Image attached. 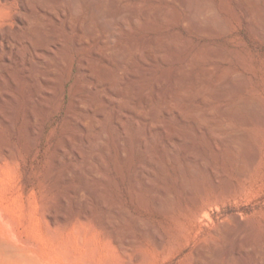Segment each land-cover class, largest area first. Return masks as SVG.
<instances>
[{
	"label": "rangeland",
	"instance_id": "374dc122",
	"mask_svg": "<svg viewBox=\"0 0 264 264\" xmlns=\"http://www.w3.org/2000/svg\"><path fill=\"white\" fill-rule=\"evenodd\" d=\"M55 1H29L34 34L52 31L49 10L69 15L77 1L76 26L91 14L93 43L108 27L115 53L97 62L110 74L98 91L82 89L75 65L64 98L55 84L49 106L31 108L13 39L31 12L0 0V249L32 264H264L250 246H264V0ZM82 93L99 108L77 110ZM243 225L249 241L236 237Z\"/></svg>",
	"mask_w": 264,
	"mask_h": 264
},
{
	"label": "bare ground",
	"instance_id": "6f19581e",
	"mask_svg": "<svg viewBox=\"0 0 264 264\" xmlns=\"http://www.w3.org/2000/svg\"><path fill=\"white\" fill-rule=\"evenodd\" d=\"M30 0H22V4H23V8L27 11H30L31 14L30 16H22V15H18L17 18V22L18 24L22 27V30L20 31V33L16 36H14V42L16 43V45L20 48V52H19V57H20V61H22L26 67L24 71V74L22 76L23 80H27L30 81V86L28 89L29 93H30V106L31 108L35 106V104L37 103V100L40 98L44 97V100H46V103L44 105L49 106V101L53 98L56 97L57 95V91L54 88L53 85H57L59 84L60 89L63 93V98L65 97L64 95V90L67 84V81L70 79V72L73 70V67L76 65L77 67V77H82L83 79V83L80 84L82 85V89L84 91L87 92H96L98 91L101 87H102V78L100 76V74H105L106 77L107 74H109L107 68L105 66H98V60L102 55H105L106 57L109 56L108 54L111 55V53L113 54L114 50L113 47L109 44L108 42V37L110 38L111 35H113L112 32L107 33V29L108 27L105 29V36L104 39L101 40L100 44H95L93 43V38H95V34L96 32L93 29V17L92 15H87L86 17L82 18L79 22V25L76 26L74 19H75V13L77 11L76 8H74V4H77V1H74V4H70V14H66V12L64 10H62V12L56 11L52 8V10H49V14L50 17L53 20V29L52 31L46 36V37H42L39 36L40 34L39 32H35L31 31V28L29 27L31 24V17L35 16V14L37 13V8L32 4H30L29 2ZM116 1V0H115ZM248 1V0H247ZM181 2L183 3H187V0H182ZM56 4H58V6L63 5L64 1L59 0V1H55ZM67 4V3H66ZM139 6V5H138ZM42 7V6H41ZM125 7V6H123ZM19 8V7H18ZM22 7H20L21 9ZM22 8V9H23ZM253 8V7H252ZM156 9V8H155ZM124 10V9H122ZM145 11V15H151L154 12L150 9V8H146L144 9ZM158 10V9H156ZM43 11H45V9H43ZM135 11V10H134ZM168 11V10H166ZM165 9L163 8V10H160L154 14H159L160 16H164L166 15ZM252 11H254L252 9ZM122 12V11H121ZM124 12V11H123ZM132 12V11H131ZM130 12V14H131ZM141 13V11H140ZM170 14V13H169ZM251 14V11H250ZM142 15V14H141ZM139 16V15H138ZM132 19H136L137 18V14H135L133 12L132 14ZM146 17V16H145ZM251 17V16H250ZM249 18V17H248ZM136 22V21H134ZM52 23V22H51ZM260 23V22H259ZM63 25V28L61 31H58L59 27ZM62 27V26H61ZM106 27V26H105ZM109 30V29H108ZM43 31V30H42ZM7 34V33H6ZM5 34V35H6ZM3 35V33H2ZM8 35V34H7ZM15 35V34H14ZM33 35H35V38L33 37ZM71 36L75 37L74 40V45H73V49L71 51H68L65 47L68 45V41L70 39ZM2 37L0 36V47L1 42H2ZM112 39V38H110ZM9 40V39H8ZM95 40V39H94ZM135 40V39H134ZM30 42V45L28 48V51L30 50V54L29 56H26V52L24 50V43L25 42ZM147 41V40H146ZM13 42V41H12ZM13 42V43H14ZM96 42V40H95ZM139 42V41H138ZM156 42V40H155ZM157 42H159L157 40ZM134 43V41H133ZM160 43V42H159ZM94 44V45H93ZM54 45H60L61 47V52H56L53 48ZM13 46V45H12ZM28 46V45H27ZM17 47V48H18ZM57 47V46H56ZM11 48V47H10ZM26 48V47H25ZM69 48V47H67ZM71 48V47H70ZM146 49V47L144 48ZM135 50V49H134ZM148 51L146 53L149 52V54L151 55L152 51L147 49ZM17 51V49L15 50ZM14 51V52H15ZM27 51V50H26ZM137 51V50H136ZM138 52V51H137ZM10 53V52H8ZM115 53V52H114ZM132 53V52H130ZM142 53V52H141ZM140 53V54H141ZM18 54L16 53V56ZM121 56L118 57L116 66H115V72L118 74H122V72L124 71V54L121 52L120 53ZM154 55V54H153ZM52 57L51 63L49 64L50 67L46 68V66H44V63L49 62L48 61V57ZM123 56V57H122ZM152 56V55H151ZM117 57V56H115ZM154 57V56H153ZM12 58V57H11ZM114 59V58H112ZM15 60V59H14ZM47 61V62H46ZM18 62V61H16ZM18 65V64H17ZM20 65V63H19ZM23 68V67H22ZM150 68V67H148ZM13 70V69H12ZM20 70V69H19ZM144 70H147L144 69ZM149 70V69H148ZM69 72L68 75L65 78L64 72ZM100 72V73H98ZM144 72V71H142ZM149 73H153L152 70L148 71ZM137 72H135L136 74ZM16 74V73H15ZM112 74V73H111ZM117 74V75H118ZM110 75V74H109ZM116 75V74H115ZM116 75V76H117ZM12 76V75H11ZM10 76V79H11ZM115 76V77H116ZM119 76V75H118ZM117 76V77H118ZM146 76V75H145ZM9 77V76H8ZM103 77V76H102ZM114 77V78H115ZM144 77V75H143ZM150 77V76H149ZM17 78V77H16ZM112 78V77H111ZM166 78V77H165ZM76 79V78H75ZM106 79V78H105ZM117 79V78H116ZM13 80V79H12ZM11 80V81H12ZM104 80V77H103ZM114 80V79H112ZM3 82V81H2ZM13 82V81H12ZM16 84H19L18 81H16ZM42 82H44L46 84V88L44 90L43 93V89L42 87ZM82 82V81H81ZM116 82V80L114 81ZM112 82V83H114ZM1 83V81H0ZM118 83V82H117ZM4 85V84H3ZM2 85V86H3ZM29 85V84H28ZM114 85V84H112ZM111 85V86H112ZM137 85V84H136ZM141 85V83H140ZM17 86V85H15ZM142 86V85H141ZM140 86V88H141ZM79 87V86H78ZM115 87V86H114ZM139 87V86H138ZM146 87V86H145ZM158 88V87H157ZM15 89V88H14ZM80 90V89H79ZM105 90L107 91L108 89L105 88ZM120 90V89H119ZM127 90V89H126ZM6 91V90H5ZM106 91L104 92L105 95ZM124 91V90H122ZM22 92V91H21ZM128 91H125L124 94H128ZM10 93V92H9ZM16 93V92H15ZM103 93V92H102ZM120 95H123V92H119ZM23 94V93H22ZM108 94V93H107ZM123 95L124 98H126ZM109 98V96H107ZM123 97L120 98V100H122ZM150 99V98H149ZM101 100V99H100ZM110 100V99H109ZM113 100V99H112ZM116 100V99H115ZM119 100V99H118ZM17 101V100H16ZM95 100L92 99V97L90 96V94H86V93H82V94H78L76 97H74V103H75V107L77 110L83 111V110H87V109H93L95 110L96 107L94 105ZM111 101V100H110ZM124 102V100H122ZM121 101V102H122ZM126 101V100H125ZM39 102V101H38ZM51 103V102H50ZM29 104V103H28ZM42 104V103H41ZM123 104V103H122ZM104 105V104H103ZM102 105V106H103ZM125 105V104H124ZM98 107V105H96ZM101 106V107H102ZM21 107V106H20ZM41 107V106H40ZM74 107V108H75ZM30 108V109H31ZM99 108V107H98ZM97 108V109H98ZM96 109V110H97ZM37 111V110H36ZM99 111V110H98ZM102 111V110H101ZM10 112V111H9ZM1 113V112H0ZM12 113V112H11ZM10 113V114H11ZM38 114V112H37ZM34 115V112L31 110V116ZM68 116V118L70 117L71 119L77 121L78 118L76 117L77 115H75L74 111H69L68 114H66ZM81 115V114H80ZM155 115V113H154ZM153 115V116H154ZM28 116V115H27ZM35 116V115H34ZM6 117V116H5ZM25 117V116H24ZM83 119L85 120L84 123L88 124L90 121V117L87 115L83 114ZM2 118V117H0ZM3 119V118H2ZM6 119V118H5ZM8 119V118H7ZM93 120V119H92ZM12 121V120H10ZM86 121L88 123H86ZM68 122V121H67ZM73 122V121H72ZM83 122V121H82ZM94 122V121H93ZM42 124V123H41ZM69 125V124H68ZM91 125V124H90ZM9 128V127H8ZM41 128V127H40ZM13 129V128H12ZM28 130V129H27ZM21 131V130H20ZM2 134V133H1ZM20 136V135H19ZM33 136V135H32ZM30 137V136H29ZM33 138V137H32ZM32 140V139H31ZM35 140V139H34ZM25 146V145H24ZM2 148V147H1ZM5 149V147H4ZM6 150V149H5ZM9 154V153H8ZM12 154V153H11ZM9 154V155H11ZM3 155V154H1ZM12 159V158H11ZM250 159V158H249ZM257 159V158H256ZM255 159V160H256ZM15 160V158L13 159ZM245 160V159H244ZM242 161V160H241ZM252 161V160H251ZM233 162V161H232ZM244 162V161H243ZM241 163V162H240ZM251 163V162H250ZM246 165V164H243ZM240 166L239 167V172L242 175H245L246 173V168L245 166ZM214 170V169H213ZM248 172V171H247ZM217 173V171H216ZM213 177V176H212ZM215 180V179H214ZM217 189V188H216ZM196 198V197H195ZM159 199V198H158ZM158 204H164L161 203L160 200L157 201ZM159 204V205H160ZM162 209V208H161ZM202 216V215H200ZM236 217V216H235ZM199 218V217H198ZM55 220V219H54ZM244 220V219H243ZM239 221V220H238ZM242 221V220H241ZM224 224V223H223ZM226 224V223H225ZM227 226V225H226ZM230 226V225H229ZM239 226V225H238ZM237 226V227H238ZM253 226V225H252ZM242 227V226H241ZM246 227L245 225H243L242 231L239 235H237L236 237H238L240 240H248L247 239L250 236V231L252 227ZM225 229V228H223ZM241 230V228H239ZM228 230V229H227ZM239 230V231H240ZM253 230V228H252ZM221 231V229H220ZM220 231H218V234L220 233ZM234 231V229H233ZM222 232V231H221ZM223 234V233H222ZM230 234V233H228ZM262 237V236H261ZM233 238V237H232ZM258 240V239H256ZM231 242V241H230ZM234 242V240H233ZM243 242V241H242ZM245 242V241H244ZM249 243V242H248ZM3 243V252L0 253L3 258L5 259H16L17 261H19L21 264H32V262L24 257L21 256V254H16L14 249V247L10 248V247H4ZM238 244V243H237ZM246 244V243H244ZM7 245V243H6ZM260 245V244H259ZM250 246L256 251V253L259 255H264V246H252L250 244ZM16 247V246H15ZM250 247V248H251ZM215 248V247H214ZM247 248V247H246ZM0 249V251H1ZM16 249V248H15ZM18 253V252H17ZM256 254V255H257ZM0 255V256H1ZM24 255V254H23ZM207 255V253L205 251H199V259L204 261L205 256ZM26 256V255H25ZM29 257V256H28ZM264 257V256H263ZM197 261V260H196ZM201 261V262H202ZM240 264H246L243 260L239 261ZM37 264V263H35ZM237 264V263H236Z\"/></svg>",
	"mask_w": 264,
	"mask_h": 264
}]
</instances>
